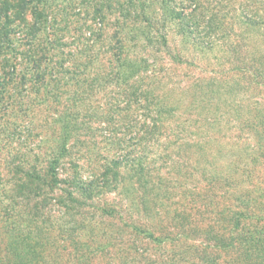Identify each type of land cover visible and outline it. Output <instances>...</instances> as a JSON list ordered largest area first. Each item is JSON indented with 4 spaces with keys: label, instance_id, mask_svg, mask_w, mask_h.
I'll list each match as a JSON object with an SVG mask.
<instances>
[{
    "label": "rangeland",
    "instance_id": "rangeland-1",
    "mask_svg": "<svg viewBox=\"0 0 264 264\" xmlns=\"http://www.w3.org/2000/svg\"><path fill=\"white\" fill-rule=\"evenodd\" d=\"M141 1L107 17L109 40L121 19L125 63L112 50L100 62L119 75L63 84L53 102L32 94L27 128V112L0 113V149L35 164L45 192L0 205V244L29 257L35 244L40 264H260L230 237L237 220L240 234L264 229V0ZM55 109L81 114L64 152ZM40 204L47 224H26Z\"/></svg>",
    "mask_w": 264,
    "mask_h": 264
},
{
    "label": "trees",
    "instance_id": "trees-1",
    "mask_svg": "<svg viewBox=\"0 0 264 264\" xmlns=\"http://www.w3.org/2000/svg\"><path fill=\"white\" fill-rule=\"evenodd\" d=\"M139 1L0 0V113L8 112L9 108H14L15 111L12 113L16 114L27 112L25 117L22 116L23 126L27 128L31 122V118L26 117L30 110L22 106V100L39 96L41 100L52 97L53 102L57 99L56 95L60 96L59 89L63 84L75 80L77 87H83V91H86L87 86H93L96 82L99 84L101 74L103 75L101 80L104 83H108L111 77L119 75L120 68L116 69V63L112 58L109 60L112 65V69H110L112 75L102 69L103 66L100 62L102 60L100 54L110 50L117 54L115 59L120 61L118 51H121L124 44L119 34L123 26L120 18L116 20L117 28L113 33V39H103L108 25L107 17L115 15L116 11L120 9L123 19L124 14L121 9H125L126 14ZM141 2L142 6H146V0ZM71 31L74 32L73 36L70 34ZM77 31L80 34L75 36ZM70 37L74 42H71V45L69 44ZM95 61H99L101 66L96 65ZM124 63L125 61H120L121 65ZM92 71L97 72L92 75L93 78L90 77ZM15 83H17L18 91L9 93L6 89L7 86L15 85ZM59 111L61 112V109H55L56 113ZM80 115L78 110L76 113L71 110H62L60 113L61 117H65V121L61 122L63 135L58 145L60 152H64L68 137L74 131H78L77 121H79ZM8 123L10 125V121ZM17 125L18 122H15V127ZM0 151L3 154L0 156V167L4 171V173H0V205L9 204L8 202H13L12 204L15 205L16 201L14 200L18 196L28 199L29 201L26 203L28 204L32 198L45 194L37 183L41 181V178L37 175L35 164L28 166V160L10 154L11 151L4 154L3 148ZM58 161V157L54 158L48 169L54 183L57 182L58 177ZM9 191L13 196L10 197ZM48 198L51 199V197ZM26 215L29 216L27 221L24 220L26 224L41 225L44 223L46 225L48 222L45 219L46 214L41 210V204L40 207L36 205L35 208H28ZM235 224L231 234L234 235L235 232L237 234L231 235L230 239L234 241L238 235L239 238L242 236L254 247L255 251L261 250L264 254V229L262 231L249 230L240 234L242 229L240 221H235ZM11 230L17 232L15 238L26 239L29 235L28 231L24 233L23 227L18 228L12 225ZM33 240L32 238L31 241ZM19 249V242L8 246L0 244V264H14L10 258L13 254L21 257L19 261L21 264H40L38 255L46 253V251H41L38 254L35 244L30 245L27 249L32 255L31 257L27 255L26 251L24 253L27 254L22 255ZM42 250L44 249L42 248ZM250 254L248 253V256ZM24 255L25 258L22 259ZM35 255H37V259H35ZM259 260L260 264H264V256L260 255Z\"/></svg>",
    "mask_w": 264,
    "mask_h": 264
}]
</instances>
